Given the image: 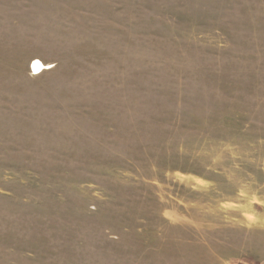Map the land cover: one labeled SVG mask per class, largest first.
<instances>
[{"label": "rangeland", "instance_id": "374dc122", "mask_svg": "<svg viewBox=\"0 0 264 264\" xmlns=\"http://www.w3.org/2000/svg\"><path fill=\"white\" fill-rule=\"evenodd\" d=\"M0 264H264V0H0Z\"/></svg>", "mask_w": 264, "mask_h": 264}]
</instances>
